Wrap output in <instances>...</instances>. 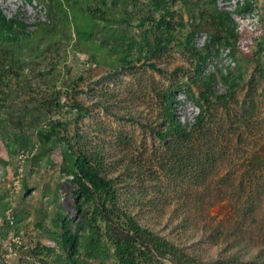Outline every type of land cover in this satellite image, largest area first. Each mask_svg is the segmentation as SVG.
<instances>
[{
  "label": "rangeland",
  "instance_id": "1",
  "mask_svg": "<svg viewBox=\"0 0 264 264\" xmlns=\"http://www.w3.org/2000/svg\"><path fill=\"white\" fill-rule=\"evenodd\" d=\"M164 8L184 25L149 59L143 37L156 42L166 34L143 18H158ZM202 10L223 16L228 38L213 45L202 74L212 77L216 93L236 87L229 109L214 106L204 122L203 143L210 141L217 162L206 183L194 186L187 176L160 172L166 140L156 135L161 105L154 87L186 83L197 94L184 40L205 23ZM0 14L22 36L5 40L0 31V264L55 263L41 250L60 251L61 219L72 226L77 219L69 144L86 136L106 142L107 171L122 192L141 204L154 200L158 209L144 207L140 219L207 264L222 259L231 242L264 244V198L256 219L239 211L255 185L264 188V0H0ZM207 37L201 29L193 42L201 48ZM150 60L163 71L149 68ZM172 106L189 127L197 113L191 97L173 90ZM247 108L248 129L233 133L229 124ZM53 126L64 141L45 137ZM34 146L36 153L19 162L18 153ZM247 169L252 182L237 189Z\"/></svg>",
  "mask_w": 264,
  "mask_h": 264
},
{
  "label": "trees",
  "instance_id": "2",
  "mask_svg": "<svg viewBox=\"0 0 264 264\" xmlns=\"http://www.w3.org/2000/svg\"><path fill=\"white\" fill-rule=\"evenodd\" d=\"M153 1L159 6L164 3V0ZM202 13L205 14V23L196 24L184 40L185 49L195 60L192 67L193 77L190 81L197 88V94L194 93L192 86L186 83L164 89L154 87L161 105L160 128L156 130V135L161 140H166V154L160 156L163 161L160 172L187 176L194 186H203L206 183L217 162L210 141L206 140L208 142L203 143L204 122L214 106L229 109L236 87V84H233L225 92L216 93L212 86V77L202 74V66L207 61L213 45L223 39L228 41V38L222 34L223 16L218 12L206 10H202ZM143 20L154 22L166 34L161 41L156 42L143 37L142 45L149 59L165 52L173 38L172 31L184 25L182 17L176 16L175 12L168 8H164V12L158 18L145 16ZM201 29H205L208 37L199 48L193 42V37ZM0 31L4 33L5 40L18 41L22 37L16 28L6 22L2 14H0ZM147 65L155 71H163L153 60L148 61ZM258 75L264 78V68L258 69ZM178 89L186 92L197 107L194 121L189 127L182 125L174 117L172 92ZM248 114L249 109H243L240 118L229 124L233 133L238 134L241 127L247 128ZM45 137L64 141L54 126ZM86 138L85 142L74 148L69 144L73 154L72 196L77 219L73 226L66 217L61 219L58 238L60 251L43 246L41 253L51 254L54 264H166V262L207 264L198 257L194 249L190 252L182 246L179 239L173 240L165 232L156 229V224L140 219L139 213L145 211L144 207L158 209L154 200H147L141 204L140 201H133V195L122 192L116 178L107 171L106 142L100 137L89 139L86 136ZM255 158L252 161H256ZM258 162L260 163L261 159ZM150 172V177L158 180L159 176ZM250 173L251 171L247 169L246 174L240 177L237 189H240L245 181L252 182ZM254 189L253 194H249L239 208L241 213L248 214L251 219L257 216L264 198V188L261 184L255 185ZM212 233L219 235L217 231ZM234 235L237 237L238 233L235 232ZM229 245L230 247L223 251L222 259H217L215 264H264V244L250 248L237 240Z\"/></svg>",
  "mask_w": 264,
  "mask_h": 264
},
{
  "label": "built area",
  "instance_id": "3",
  "mask_svg": "<svg viewBox=\"0 0 264 264\" xmlns=\"http://www.w3.org/2000/svg\"><path fill=\"white\" fill-rule=\"evenodd\" d=\"M36 153V146L29 148V149H23L18 153V160L19 162L23 163L25 160L29 159L32 155ZM22 175V168L20 167L17 171V175L15 176L12 184L13 188L17 190L20 186V176Z\"/></svg>",
  "mask_w": 264,
  "mask_h": 264
}]
</instances>
